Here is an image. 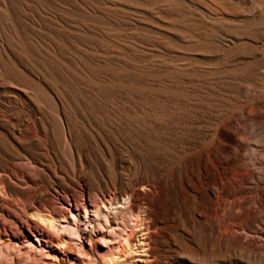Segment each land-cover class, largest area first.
I'll return each instance as SVG.
<instances>
[{
	"label": "rangeland",
	"instance_id": "rangeland-1",
	"mask_svg": "<svg viewBox=\"0 0 264 264\" xmlns=\"http://www.w3.org/2000/svg\"><path fill=\"white\" fill-rule=\"evenodd\" d=\"M77 22L122 41L135 32L152 91L136 104L152 131L134 150L118 136L98 142L94 179L74 173L78 198L54 187L61 201L24 206L1 189L0 264H264V0H0V35L40 57H75ZM112 99L97 121L111 122ZM120 167L161 187L138 188L129 209L109 185Z\"/></svg>",
	"mask_w": 264,
	"mask_h": 264
},
{
	"label": "bare ground",
	"instance_id": "bare-ground-1",
	"mask_svg": "<svg viewBox=\"0 0 264 264\" xmlns=\"http://www.w3.org/2000/svg\"><path fill=\"white\" fill-rule=\"evenodd\" d=\"M73 15L88 16L85 12ZM104 15L118 20L117 14ZM98 21L105 25L102 19ZM72 29V36L77 38V45L72 47L76 56L69 60L60 55L40 57L31 44L19 41L12 46L0 35V64L11 71L0 76V140L5 145V149L0 148V192L4 189L8 197L11 193L23 195L22 204L16 201L17 205L25 206L30 200L46 205L61 201L54 187L71 191L72 197L78 198L80 182L75 175L94 179L96 163L101 159L98 142H107L104 138L108 135L118 136L134 150L139 142L148 140L152 131L150 115L136 104L137 98L152 91L148 89L145 66L138 64L142 55L135 32L122 41L115 29L111 33L84 22H77ZM58 49L65 51L64 46ZM70 93L77 100L74 111L65 106L64 95ZM108 97L116 106H110L111 122L102 123L95 116L109 111ZM5 109L14 111L13 115L5 116ZM85 116H92L93 121L84 120ZM15 159L24 162L11 164ZM130 173L129 168H118L109 185L133 209L139 201L138 188L149 183L147 187L156 192L161 185L146 174L132 177ZM22 184L29 186L18 188ZM32 217L53 229V219L40 214ZM154 224L157 230H163L156 219ZM155 237L159 241V236Z\"/></svg>",
	"mask_w": 264,
	"mask_h": 264
}]
</instances>
